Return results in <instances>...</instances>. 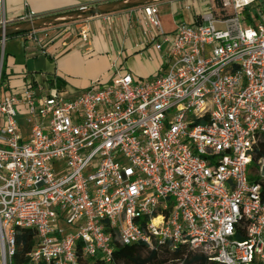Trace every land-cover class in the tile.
Returning a JSON list of instances; mask_svg holds the SVG:
<instances>
[{
    "label": "built area",
    "instance_id": "2783aa9c",
    "mask_svg": "<svg viewBox=\"0 0 264 264\" xmlns=\"http://www.w3.org/2000/svg\"><path fill=\"white\" fill-rule=\"evenodd\" d=\"M224 5L231 14L216 15L213 0L201 14L185 4L194 20L172 31L156 3L130 9L147 27L132 53L165 59L140 81L115 58L111 81L75 95H3L1 61L0 264H13L21 228L37 232L34 263L110 262L120 242L264 264V0ZM79 35L89 40L87 24Z\"/></svg>",
    "mask_w": 264,
    "mask_h": 264
},
{
    "label": "crops",
    "instance_id": "0c3cea01",
    "mask_svg": "<svg viewBox=\"0 0 264 264\" xmlns=\"http://www.w3.org/2000/svg\"><path fill=\"white\" fill-rule=\"evenodd\" d=\"M107 1L113 0H5L4 5L0 3V25L5 20L14 23L25 16H47ZM208 1L164 0L157 3L164 28L172 31L179 19L193 22L194 11H188L185 4H192L195 11L201 14ZM87 26L90 31L87 42L66 34L42 47L28 34L6 38L4 57L0 46V64L2 61L5 71L3 95L21 93L28 86L37 93L62 86L64 91L75 95L93 79L111 81L114 74L111 76L110 71H113L112 61L115 58L138 81L161 71L165 60L163 52L149 51L154 57L152 60L139 51L132 53L136 43L147 36L146 24L139 20L137 10L95 16L87 20ZM23 116L26 115L20 114L19 119ZM22 131L27 137L30 127Z\"/></svg>",
    "mask_w": 264,
    "mask_h": 264
},
{
    "label": "trees",
    "instance_id": "16d2710c",
    "mask_svg": "<svg viewBox=\"0 0 264 264\" xmlns=\"http://www.w3.org/2000/svg\"><path fill=\"white\" fill-rule=\"evenodd\" d=\"M4 72L3 67V77ZM59 89L62 90V86ZM37 244L38 238L35 229H19L16 233V253L13 257V264H47L34 263L29 259V253ZM175 260H184L183 264H209L208 257L202 253H188L182 250L171 252L163 248L150 249L140 243L125 245L120 242L116 243L112 261L105 262L101 258L89 259L79 256L78 264H167L168 261Z\"/></svg>",
    "mask_w": 264,
    "mask_h": 264
},
{
    "label": "water",
    "instance_id": "95a60500",
    "mask_svg": "<svg viewBox=\"0 0 264 264\" xmlns=\"http://www.w3.org/2000/svg\"><path fill=\"white\" fill-rule=\"evenodd\" d=\"M164 0H113L92 6H82L63 13H55L34 19L0 26V39L27 34L32 31L43 30L49 26L61 24L68 20L90 19L95 16L121 12L136 7L158 3Z\"/></svg>",
    "mask_w": 264,
    "mask_h": 264
},
{
    "label": "rangeland",
    "instance_id": "374dc122",
    "mask_svg": "<svg viewBox=\"0 0 264 264\" xmlns=\"http://www.w3.org/2000/svg\"><path fill=\"white\" fill-rule=\"evenodd\" d=\"M160 2H158V3H160ZM213 2H215V5H216V7H215L216 8V11H215L216 15L225 14V13L226 14H231L232 13L231 7L230 6L226 7L224 5V0H213ZM205 11L206 10L204 8L202 10V12H205ZM61 13H63V12H61ZM87 20L86 19L68 20V21L63 22L61 24L49 26V27H47L45 29L49 33L50 39H55V38H58L59 36H63V35L69 34V36H75V37H78L80 40H82L80 35H79V32H80V30L82 29L83 26H86ZM216 27L218 29H226V25L224 23L221 24V23L217 22L216 23ZM113 74H114V71L111 70L110 71V75L112 76ZM19 122H20V124L22 126V129L24 131L29 129L30 125H29V123L27 121V117L26 116L21 117L19 119ZM167 264H182V263L175 260V261H168Z\"/></svg>",
    "mask_w": 264,
    "mask_h": 264
}]
</instances>
